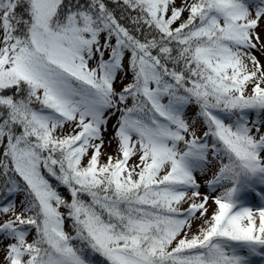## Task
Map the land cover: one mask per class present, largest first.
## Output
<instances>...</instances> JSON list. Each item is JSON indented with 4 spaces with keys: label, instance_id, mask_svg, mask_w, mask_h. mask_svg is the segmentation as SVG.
Listing matches in <instances>:
<instances>
[{
    "label": "snow or ice",
    "instance_id": "6c2138e0",
    "mask_svg": "<svg viewBox=\"0 0 264 264\" xmlns=\"http://www.w3.org/2000/svg\"><path fill=\"white\" fill-rule=\"evenodd\" d=\"M258 261L264 0H0V264Z\"/></svg>",
    "mask_w": 264,
    "mask_h": 264
},
{
    "label": "rangeland",
    "instance_id": "374dc122",
    "mask_svg": "<svg viewBox=\"0 0 264 264\" xmlns=\"http://www.w3.org/2000/svg\"><path fill=\"white\" fill-rule=\"evenodd\" d=\"M114 150H115V143H113L111 146H108L107 144H105L104 148L102 149V152H103L102 161L106 160L109 154H114ZM134 162H135V158H133V160L130 161V163H134ZM202 182L203 181H201V183ZM210 212H211V209H210Z\"/></svg>",
    "mask_w": 264,
    "mask_h": 264
}]
</instances>
